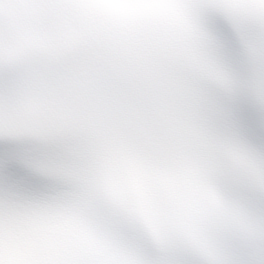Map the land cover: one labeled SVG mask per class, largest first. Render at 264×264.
I'll use <instances>...</instances> for the list:
<instances>
[{
	"label": "snow or ice",
	"instance_id": "6c2138e0",
	"mask_svg": "<svg viewBox=\"0 0 264 264\" xmlns=\"http://www.w3.org/2000/svg\"><path fill=\"white\" fill-rule=\"evenodd\" d=\"M0 264H264V0H0Z\"/></svg>",
	"mask_w": 264,
	"mask_h": 264
}]
</instances>
